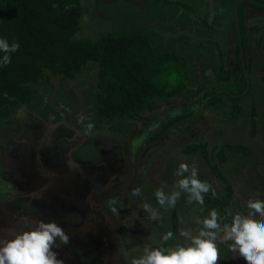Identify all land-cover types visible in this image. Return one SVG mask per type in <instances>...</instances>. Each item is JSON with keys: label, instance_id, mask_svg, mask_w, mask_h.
Wrapping results in <instances>:
<instances>
[{"label": "rangeland", "instance_id": "obj_1", "mask_svg": "<svg viewBox=\"0 0 264 264\" xmlns=\"http://www.w3.org/2000/svg\"><path fill=\"white\" fill-rule=\"evenodd\" d=\"M78 1L84 7V11L79 20L76 36L91 40L106 35L120 36L132 33L148 36L151 44L161 46L160 50H175L181 54L185 62L189 63L191 72L187 85L181 93L163 100L158 109L143 111L134 119H125L129 126L125 127L126 129L117 130V128L108 129L105 121H99L93 111L94 89L92 85L96 83V80L92 63L85 65L74 77H62L59 74L45 71L42 79L30 84L33 98L28 103L14 106L9 116L0 120V188L7 189L8 182L12 181L11 175L3 168L13 167L14 164L10 158L16 157L15 154L18 152L17 143L12 140L11 133H13L25 143H32L44 152L48 162H53L55 158L63 165H69L71 162L72 169L85 172L87 175L90 172L96 175V180H101L107 173L110 174L111 169L115 168L111 162L119 158L118 155L114 156L103 151L107 148L102 146L100 141H105L109 146L115 144L117 154V149H122L124 156L125 152L131 149L129 156L133 164L136 158L134 165H136L137 174L125 185L131 191L139 187L141 195L136 198L140 201L143 199L142 202L146 201L153 207H159L155 197H152L159 185L161 187L166 184V191L173 189L175 181L179 179L175 171L181 162H186L190 166L195 164L199 171V178L209 182L218 197H222L230 189L232 200L227 208L233 213L237 211L246 213V204L250 198L264 199V34L262 35L263 41L257 40L262 32L261 26H264V12L247 7L242 14L243 25L248 33V46L245 49L248 60L247 77L243 78V82L249 86V94L242 100L238 116L228 119L220 113L202 107L195 114L175 121L158 139L150 142L141 140L143 141L141 145L140 138L145 132L146 125L151 123L150 121L160 123V119L165 118L172 110L181 108L183 105L188 106L190 100L194 102L198 82L206 74L209 75L218 63V60L216 62L218 53L215 50L212 51L211 47L206 45V41L208 38H217L224 31H226L225 39L230 44L226 50V65L231 77L223 78L220 83L225 88H232L228 81H233L235 73L239 70L236 60L238 53L235 49L236 29L230 20L232 7L236 0H184L198 9L194 12L184 11L181 4L177 3L181 0H171L169 4L164 3L163 0ZM207 23L210 26H207ZM240 80L239 77L238 82ZM251 102L255 103L257 109L255 136L250 134ZM89 122L94 127L86 133L85 128ZM219 129L220 133H218ZM112 131L115 132L110 134ZM203 139H208L207 149L210 163L217 161L215 155L211 156V147L218 143L217 140L219 144L240 143L251 147L254 152L248 156L226 151V160L220 164L225 179H221L211 172L209 163L198 153L183 152V148L189 142H199ZM120 145H122L121 148ZM139 145L141 146L137 150ZM71 147L74 150L73 155L66 151ZM99 148H102V154L97 152ZM26 152L35 159L37 155L39 157L34 147L27 146ZM21 159L24 161L18 166L17 174L21 171L26 173L28 170L26 164H30L29 157H21ZM106 165L108 168L105 167ZM65 168L66 166H63L61 170ZM44 171V168H40L36 171L38 176H35V180L43 184L41 190L54 179L51 176L48 180ZM32 174L36 175V173ZM77 178L78 176H65L63 180L59 179L56 188V193L59 194V200L56 203L60 208L64 204V208L61 209H67V212L59 211V225L64 228L70 240L67 245H59L53 250L58 253L59 259L64 260V264H125L118 252L120 243H123V247L129 251L131 257L141 255L145 245L160 247L161 237L170 231V225L172 226L170 216L173 209H160L162 219L154 221L149 219L148 214L141 209L137 211V214L127 217L124 210L119 211V215H114L107 203L110 213L107 215L105 211L99 210L103 216L99 218L95 212L87 208L92 206V200L88 195L85 196L84 192L87 189H81L87 185L79 186ZM71 179L77 181L74 188L59 190L62 184L65 185L64 181ZM116 193L112 199L119 198L125 203L124 196L127 198L128 196L125 193L124 195ZM65 194L66 197H64ZM92 194L94 195V192ZM0 198L4 199V195L1 194ZM2 203L4 205V202ZM195 208V203L188 204L186 194H182L175 207V216L178 221L177 235L167 247L177 243H187L179 236V231L182 227H193L192 219L189 222L190 217L186 215L191 210L199 213V210ZM198 208L201 206L199 205ZM26 209V207L23 209L22 214L18 210H12L13 218H11L10 226L5 222L8 216L4 214L0 216V220L5 222L0 221V236L8 235L13 229L17 232L29 229L28 227L21 230L16 229L21 220L17 216H23ZM211 209L213 208L210 207L209 210ZM39 211H37L38 217L35 214L30 218L27 217L32 227L36 222L41 221ZM83 213H86L85 217L93 224L91 226L95 228V235L81 242L77 240L74 231L68 226L77 223L80 218H82L80 222L82 226L85 223ZM208 213L209 211L203 216ZM50 217L43 215L42 219L45 218V222L55 221ZM180 217L185 218V224L180 223ZM57 243L59 244V241ZM218 246L221 253L218 264H245L243 258L233 256L228 244L222 243Z\"/></svg>", "mask_w": 264, "mask_h": 264}, {"label": "trees", "instance_id": "obj_2", "mask_svg": "<svg viewBox=\"0 0 264 264\" xmlns=\"http://www.w3.org/2000/svg\"><path fill=\"white\" fill-rule=\"evenodd\" d=\"M163 1L171 3V0ZM177 3L186 12L198 10L184 0ZM247 7L264 12V0H236L232 7L230 20L236 29L235 49L239 66L234 80L228 81L232 88H225L220 83L223 78L231 77L226 65V50L230 44L225 39L224 31L220 33L223 36L208 38L206 41V45L219 54L216 58L218 63L209 75L206 74L198 82L194 102L190 100L188 106L172 110L165 118L160 119V123L154 121L156 125L152 127L146 125L139 141L141 145L143 141L158 139L175 121L195 114L202 107L228 119L238 116L242 100L249 94V86L243 82V78L247 77L248 60L245 49L248 46V33L243 25L242 14ZM83 11L84 7L78 0H0V38L20 45L19 50L12 55L11 63L0 67V120L8 117L14 106L28 103L33 98L30 84L42 79L45 71L62 77H74L89 63L94 65L96 80L92 85L93 111L99 121H105L108 129H126L129 125L125 119H134L143 111L158 109L163 100L185 89L191 71L189 63L185 62L179 52L160 50V45L151 44L150 37L138 33L106 35L95 40L78 37L76 33ZM207 26L210 24L207 23ZM261 30L257 39L260 42L263 41L264 26H261ZM249 117L250 134L255 136L257 109L254 102L250 104ZM219 131L220 129L218 133ZM217 142L211 147V156L217 157V161L213 163L208 158V139L189 142L183 152L198 153L209 163L211 172L221 179H225L220 164L226 160V151L248 156L254 152L251 147L240 143L221 145L219 140ZM231 195L230 189L222 197L216 195L213 198L209 193L205 195L203 207L198 208L199 205L195 204L199 213L191 210L186 216L190 219L192 215L202 217L210 211V207L217 209L221 215H226ZM170 220V231L175 237L178 228L175 208ZM171 242L160 245L167 247Z\"/></svg>", "mask_w": 264, "mask_h": 264}, {"label": "clouds", "instance_id": "obj_3", "mask_svg": "<svg viewBox=\"0 0 264 264\" xmlns=\"http://www.w3.org/2000/svg\"><path fill=\"white\" fill-rule=\"evenodd\" d=\"M19 47L18 42L10 43L6 38H0V67L11 63L12 55ZM150 122L148 125L151 127L156 125L154 121ZM93 127L89 122L85 132H90ZM175 175L179 179L175 181L171 191L165 190V184L161 187L159 185L153 194L158 208L146 201L139 205L141 210L148 214L149 219H162L160 209H174L182 194H186L188 204L195 203L201 207L205 203V195L211 193L213 198L216 197L217 193L212 185L199 178L195 164L190 166L181 162ZM131 195L139 197L141 189H133ZM116 203L115 199H111L108 206L114 215H119ZM246 208V213H233L226 209V215H221L213 208L206 216L192 217L193 227H182L179 231V236L187 242L186 244L161 246V243H167L176 237L173 232L168 231L161 237L160 247L145 245L142 254L137 257H131L123 246L118 248V252L125 264H218L221 259L218 245L224 243L228 244L233 256L243 258L245 264H264V199L250 198ZM180 223L185 224L184 217H180ZM69 240L70 237L64 228L54 220L38 221L24 231L17 232L13 229L8 236H0V264H64V260L59 259L58 253L53 249L59 245H67Z\"/></svg>", "mask_w": 264, "mask_h": 264}, {"label": "flooded vegetation", "instance_id": "obj_4", "mask_svg": "<svg viewBox=\"0 0 264 264\" xmlns=\"http://www.w3.org/2000/svg\"><path fill=\"white\" fill-rule=\"evenodd\" d=\"M115 131H112L110 134H112ZM12 140L16 141L17 143V149L18 152L16 157L10 158L12 161L13 167L10 169L3 168L6 172H8L11 177L12 181L8 182V188L3 189V187L0 188V196L1 194L4 195V199L0 198V216L4 214V216H8L7 219H5L7 222L6 225L10 226V222L12 221L11 218H13V211L12 210H18L19 213H23V209L26 207L27 211L24 212L23 216H17L18 219H21L20 222L17 224V230H21L24 227L31 228V224L28 222L27 217H32L33 214L38 217L37 211L41 213V220H43V215L51 216L50 219L57 220V223L59 224V211H66L67 209H61L64 208V204H62V207L60 208L59 204L56 202L59 200V194L56 193L57 185L59 184V179L63 180L65 176L71 175L72 177L78 176L76 180H79L78 185L83 186L87 185L86 187H81L82 190L87 189L84 193H86L85 196H89V199L92 200V206L87 207L89 208V211L92 210L96 213L97 217L102 218L103 216L99 212V210L105 211L107 215L110 213L107 209V203L109 200L113 198L118 192L119 195H122L125 193L126 196H124V200L127 202L123 203L119 198L116 200V207L119 211H123L126 213V217L132 214H137V211L140 210V204L141 201L131 195V190L127 188V185H125L132 177L137 174L136 168L133 165L132 159L129 156L131 149H128L127 152L122 153L121 150L117 149L118 154L114 148V145L110 144L109 146L105 141H100V144L107 149L103 151L109 152L112 155L116 156L118 155L119 158H115L111 164L115 165V168L111 169L110 174L103 175V178L101 180H96L94 174H90V172H80L77 170L72 169L69 167V165L62 164L59 162V160H56L55 158L53 162H48L46 154L44 152H41L36 146H33L32 143H25L24 140H21V138H17L16 134L11 133ZM141 136V135H140ZM104 140V139H101ZM23 141V142H21ZM111 143V142H110ZM27 146L32 148L34 147L36 150V154L38 152V155L36 156V159L30 156V153L26 152ZM120 148L122 145L119 146ZM50 150V149H49ZM102 148L98 149V153L102 154L103 151H101ZM67 153L70 155H73L72 152L74 151L73 148H68ZM24 152V154H23ZM52 155V153H51ZM13 157V156H12ZM22 158L29 157L30 164L28 165V170L26 173H23L22 171L18 174L16 173L17 168L19 165L22 164L24 160ZM55 162V163H54ZM136 163V158L134 159V164ZM109 164V163H106ZM63 166H66L64 170H61ZM108 168V165L105 166ZM40 168H44L45 176L48 180L51 179V176H53L52 181L50 184L46 185L42 190L43 184L35 180V176H38V173L36 171L40 170ZM53 172V174H51ZM109 172V171H108ZM32 173H36L32 174ZM90 174V175H89ZM44 176V175H43ZM42 176V178H43ZM100 177V176H99ZM75 180H69L64 181L65 185H61L59 187V190L62 189H72L76 186ZM63 182V183H64ZM100 184V185H99ZM77 185L78 188H80ZM37 186V187H36ZM49 189V190H47ZM96 191V192H95ZM94 192V195L92 194ZM72 193V192H71ZM124 195V194H123ZM66 197V194L64 195ZM4 202V205L3 203ZM31 208V209H30ZM85 212V211H84ZM88 212V211H86ZM75 216L77 214L72 213ZM12 215V216H10ZM15 215V214H14ZM84 221L85 223L81 226V220L79 219L77 223L70 224L68 226L69 229L74 231V234L77 236V240H81V242L86 241L85 239H88L92 235H95V228L91 225L88 221V219L85 217L86 213L84 214ZM1 222L5 223L3 220H0ZM19 221V220H18ZM45 221V218L44 220ZM108 222V221H107ZM116 225V223L114 222ZM83 231H86L87 233H84ZM8 236V235H6ZM88 241V240H87ZM80 241H78L79 243ZM122 242V241H121ZM90 244V243H89ZM121 246H123V243H120ZM91 245V244H90ZM119 255V253H118ZM118 260L119 257H118Z\"/></svg>", "mask_w": 264, "mask_h": 264}]
</instances>
